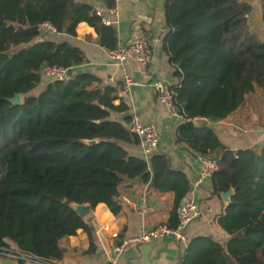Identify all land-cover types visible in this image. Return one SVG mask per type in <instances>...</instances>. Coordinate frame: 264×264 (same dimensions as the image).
Instances as JSON below:
<instances>
[{
  "label": "trees",
  "instance_id": "trees-1",
  "mask_svg": "<svg viewBox=\"0 0 264 264\" xmlns=\"http://www.w3.org/2000/svg\"><path fill=\"white\" fill-rule=\"evenodd\" d=\"M104 1L115 6V0ZM94 10L78 0H0V264L8 241L40 264L62 261L60 242L89 228L71 204L94 209L104 203L119 215L124 178H153L154 191H173L174 210L166 224L177 227L176 211L190 182L168 155L159 152L148 162L123 147L139 139L127 128L129 116L112 118L128 110L123 101L114 103L124 89L121 83L107 84L81 72L34 92L44 64L74 68L88 60L68 41H36L41 29L25 30L50 21L58 32L76 36L78 24L86 22L100 46L114 48L116 27L104 24ZM164 11V50L179 79L172 88L185 118L177 142L197 154L220 156L211 178L214 194L234 190L217 217L227 241L193 238L182 264H264V145L234 151L209 125L192 121L196 116L224 119L247 95L264 92V40L248 23L253 5L247 0H165ZM16 94L22 102L14 105L9 99Z\"/></svg>",
  "mask_w": 264,
  "mask_h": 264
},
{
  "label": "crops",
  "instance_id": "crops-1",
  "mask_svg": "<svg viewBox=\"0 0 264 264\" xmlns=\"http://www.w3.org/2000/svg\"><path fill=\"white\" fill-rule=\"evenodd\" d=\"M78 1L102 11L107 8L104 0ZM247 1L254 7L258 2L261 7L260 0ZM164 4L165 0H115L119 12L116 26L119 41L124 42L128 38L129 30L132 36L145 35L152 50V59L146 65L132 60L127 61L124 66L111 63L107 56L108 49L99 45L95 29L86 22L78 24L76 36L41 30L42 33L36 41L51 38L78 46L88 61L74 67L73 74L90 72L99 76L104 83L113 85L121 83L124 89L114 103L119 104L123 101L128 106L127 111L130 114L136 112L143 122H154L158 125L161 136L160 153L169 156L174 169L186 174L190 182V191L186 196L195 197L200 206V215L182 231V238L167 237L166 241L163 238H156L149 242L152 245V252L148 255V264H182V257L193 238L211 236L222 243L227 241L228 235L217 224V217L226 206L222 196L214 194L211 179L204 181L197 188L194 186L198 179V154L187 145L177 142V132L185 118L182 115L170 116L151 86L156 78L164 79L172 86L179 82L174 75L175 68L170 64L168 54L164 50L163 42L168 32ZM250 21L249 17V25ZM126 74L140 84L127 86ZM43 86L38 87L37 93ZM122 115L123 113L112 114V118L120 119ZM207 125L215 131L228 149L236 151L263 146L264 92L257 90L247 95L243 103L226 118L210 120ZM122 145L131 155L142 157L138 144ZM149 184L150 182L142 177L124 178L119 185L117 196L122 205L120 214L114 215L106 204H98L85 217L86 221L90 219L87 221L89 228L79 229L75 235L60 242L64 257L57 264H105L114 244L126 237L139 234L143 229L166 224L174 210V192L158 193L152 186L149 187ZM145 244L137 245L124 254L119 264H146L142 260V249ZM160 249L163 251L159 259L151 261Z\"/></svg>",
  "mask_w": 264,
  "mask_h": 264
},
{
  "label": "built area",
  "instance_id": "built-area-1",
  "mask_svg": "<svg viewBox=\"0 0 264 264\" xmlns=\"http://www.w3.org/2000/svg\"><path fill=\"white\" fill-rule=\"evenodd\" d=\"M93 14L102 17L104 24L109 26H117L119 12L116 6L107 7L105 11L95 9ZM40 29L47 33L58 32L57 27L50 21H44ZM108 59L114 65L124 66L127 61L132 60L140 64L146 65L152 59V50L148 38L141 35L131 36L127 43L119 41L114 48L108 49ZM73 68L56 64H44L40 69L42 85L56 81H66L71 78L70 71ZM125 70V68H124ZM125 84L138 85V81L134 80L126 74ZM157 99L165 105L170 116H179L181 113L176 103V93L166 80L156 78L151 84ZM192 121L197 123H209L210 119L204 116H196ZM127 128L130 133L139 139V147L142 157L146 161H150L151 157L160 152L161 136L158 125L154 122H143L140 115L133 112L129 116ZM220 156L212 153L198 154L199 171L198 179L195 187L211 179L213 174L219 169ZM200 215V206L193 195L186 196L176 211L177 227L172 228L166 224H159L151 228L143 229L139 234L126 237L114 244L108 260L105 264H119L120 258L128 253L137 245L151 242L156 238L172 237L174 239L182 238V231ZM9 246L2 248V260H12L19 264V261L25 264H40L41 261L33 255L20 251L11 241ZM54 264V263H52Z\"/></svg>",
  "mask_w": 264,
  "mask_h": 264
},
{
  "label": "water",
  "instance_id": "water-1",
  "mask_svg": "<svg viewBox=\"0 0 264 264\" xmlns=\"http://www.w3.org/2000/svg\"><path fill=\"white\" fill-rule=\"evenodd\" d=\"M40 29L39 26H35V27H31V28H28L26 29L25 31L28 32V33H32V32H35V31H38ZM132 36V32L131 30H129V36L128 38L124 41V43H127L129 41V39L131 38ZM70 74L73 75V72L72 70L70 71ZM9 101L11 103H13L14 105H17V104H20L22 102V96L21 94H16L13 98H10ZM185 104L182 105V107H184ZM130 113L127 111L125 113H123V115L120 117V120L123 121L124 117L125 116H129ZM85 143L89 144V145H93L97 142V140H85L84 141ZM153 181L154 179L152 178L151 181H150V184H149V187L152 186L153 184ZM234 193V190L233 188H231L229 191L227 192H223L221 194L222 196V199L225 203V206H227L230 201H231V197ZM64 202H66V200L64 199L63 200ZM71 206L73 207V209L82 217H87L90 213H91V210H92V207L90 204L86 203V204H77V203H73L71 204ZM87 221H90V219L88 218ZM166 238L167 237H164L163 239L166 241ZM148 246V247H146ZM143 253H142V260L148 264L149 263V253L152 252V245L149 244V243H146L144 246H143ZM163 250H157L155 256H153V258L151 259V261H156L157 259H159L161 253H162ZM1 264H17V263H14L12 260H2L1 261Z\"/></svg>",
  "mask_w": 264,
  "mask_h": 264
},
{
  "label": "rangeland",
  "instance_id": "rangeland-1",
  "mask_svg": "<svg viewBox=\"0 0 264 264\" xmlns=\"http://www.w3.org/2000/svg\"><path fill=\"white\" fill-rule=\"evenodd\" d=\"M250 27L253 32L257 33L261 40H264V23L262 21V10L258 2L253 5V12L250 14ZM42 85V84H41ZM38 88L34 91L37 93Z\"/></svg>",
  "mask_w": 264,
  "mask_h": 264
}]
</instances>
